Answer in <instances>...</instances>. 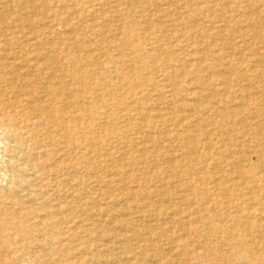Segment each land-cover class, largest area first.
<instances>
[{
    "label": "rangeland",
    "instance_id": "1",
    "mask_svg": "<svg viewBox=\"0 0 264 264\" xmlns=\"http://www.w3.org/2000/svg\"><path fill=\"white\" fill-rule=\"evenodd\" d=\"M257 145L264 0H0V264H264Z\"/></svg>",
    "mask_w": 264,
    "mask_h": 264
},
{
    "label": "bare ground",
    "instance_id": "2",
    "mask_svg": "<svg viewBox=\"0 0 264 264\" xmlns=\"http://www.w3.org/2000/svg\"><path fill=\"white\" fill-rule=\"evenodd\" d=\"M257 8V7H256ZM187 21V20H186ZM255 21V20H254ZM189 24V23H188ZM223 27V26H222ZM189 30V29H188ZM230 30H232V29H230ZM218 32V31H217ZM230 32V31H229ZM220 34V33H219ZM216 35V34H215ZM178 36V35H177ZM213 37V36H212ZM219 37V36H218ZM151 38H152V36H151ZM154 38V37H153ZM152 38V39H153ZM156 38V37H155ZM180 38H181V36H180ZM242 38V37H241ZM156 40V39H155ZM162 40V39H161ZM222 40V39H221ZM68 42H69V40H68ZM163 43V42H162ZM197 43V42H196ZM160 44V43H159ZM185 45V44H184ZM244 45V44H243ZM168 46V45H167ZM163 47V46H162ZM248 47V46H247ZM161 48V47H160ZM173 48V47H172ZM227 48V47H226ZM233 49V48H232ZM238 49V48H237ZM236 49V50H237ZM50 50V49H49ZM167 50H169V49H167ZM217 51V50H216ZM229 51V50H228ZM232 51V50H231ZM6 52V51H5ZM230 54V53H229ZM50 55V54H49ZM85 55V54H84ZM241 55V54H240ZM160 56V55H159ZM206 56V55H205ZM235 56V55H234ZM252 56H254V55H252ZM187 58V57H186ZM195 58V57H194ZM12 60V59H11ZM10 60V61H11ZM20 60V59H19ZM261 60H263V59H261ZM16 61V60H15ZM254 63V62H253ZM92 64H94V63H92ZM96 64V63H95ZM228 64V63H227ZM100 66V65H99ZM28 68V67H27ZM101 68V67H100ZM103 68V67H102ZM224 68V67H223ZM23 69V68H22ZM24 69H26V68H24ZM251 69V68H250ZM254 69V68H253ZM202 70V69H201ZM205 71V70H204ZM33 72V71H32ZM215 73V72H214ZM222 73V72H221ZM228 76V75H227ZM209 77V76H208ZM262 87V86H261ZM18 88V87H17ZM215 95V94H214ZM255 95V94H254ZM100 97V96H99ZM93 98V97H92ZM194 99V98H193ZM13 100V99H12ZM206 100V99H205ZM25 101H27V100H25ZM42 101H43V98H42ZM94 101V100H93ZM144 101V100H143ZM95 102H97L96 100H95ZM94 102V103H95ZM100 102V101H99ZM28 104V103H27ZM204 105V104H203ZM232 106V105H231ZM247 106V105H246ZM237 107V106H236ZM81 108V107H80ZM239 108V107H238ZM101 109V108H100ZM111 109H113V108H111ZM231 109V108H230ZM148 110V109H147ZM226 111V110H225ZM122 112V111H121ZM121 114V113H120ZM191 114V113H190ZM206 114V113H205ZM233 114V113H232ZM142 118V117H141ZM239 119V118H238ZM146 120V119H145ZM198 121V120H197ZM104 123V122H103ZM191 124V123H190ZM193 124V123H192ZM237 125V124H236ZM161 130V129H160ZM240 130V129H239ZM165 135V134H164ZM250 135V134H249ZM207 138V137H206ZM245 138V137H244ZM247 139V138H246ZM135 140V139H134ZM248 141V140H247ZM68 143V142H67ZM247 143V142H246ZM30 145H32V144H30ZM160 145V144H159ZM248 145V147H249V144H247ZM246 145V146H247ZM190 146V145H189ZM137 148V147H136ZM42 149V148H41ZM46 149V148H45ZM125 149V148H124ZM167 150V149H166ZM190 150V149H189ZM26 151V150H25ZM60 151V150H59ZM258 152L259 153V159H257L256 160V162L257 163H259L260 165L259 166H254V167H251V169H250V171H249V179H250V181L249 182H246V180L244 179V178H242L241 177V179L239 180V178H238V180H239V182L243 185V187H244V189H251V187H253L255 190H256V192H258L259 194H262V197H264V148L263 147H261V146H255V151L254 152H252V153H255V152ZM192 152V151H191ZM252 153H250L249 155V157H247V162L248 163H250V161H252L250 158H251V154ZM242 155V154H241ZM15 156H19V155H15ZM30 156V155H29ZM33 157V156H32ZM177 160V159H176ZM16 161V160H15ZM241 163V162H240ZM9 164V163H8ZM233 164H235V163H233ZM98 166V165H97ZM103 166V165H102ZM96 167V166H95ZM241 167V166H240ZM46 168V167H45ZM94 168V167H93ZM189 169V168H188ZM217 169H218V167H217ZM40 170V169H39ZM94 170V169H93ZM203 170V169H202ZM31 171V170H30ZM81 171V170H80ZM200 172V171H199ZM219 173H220V171H218ZM223 172V171H222ZM48 173V172H47ZM212 173V172H211ZM35 174V173H34ZM170 174V173H169ZM218 174V173H217ZM210 175V174H209ZM243 175V174H242ZM22 176V175H21ZM35 176V175H34ZM167 178V177H166ZM53 180V179H52ZM237 180V179H236ZM197 182V181H196ZM35 183V182H34ZM160 183V182H159ZM10 185V184H9ZM240 185V184H239ZM8 187V186H7ZM54 187H56V186H54ZM25 189V188H24ZM27 189V188H26ZM242 189V188H241ZM30 190V189H29ZM245 191V190H244ZM22 192H23V190H22ZM236 192H238V190L236 191ZM240 192V191H239ZM18 194V193H17ZM22 194V193H21ZM31 194V193H30ZM28 196V195H27ZM32 196V195H31ZM34 197V196H33ZM32 197V198H33ZM107 198V197H106ZM117 198V197H116ZM183 198V197H182ZM174 201V200H173ZM123 203V202H122ZM186 203V202H185ZM13 204V203H12ZM88 205V204H87ZM223 205V204H222ZM104 206V205H103ZM92 207V206H91ZM221 207V206H220ZM47 208V207H46ZM69 208V207H68ZM125 208V207H124ZM135 208V207H134ZM85 209H87V208H85ZM234 209V208H233ZM65 210V209H64ZM91 210V209H90ZM218 210V209H217ZM17 212V211H16ZM10 213V212H9ZM181 214V213H180ZM193 214V213H192ZM210 214V213H209ZM226 214V213H225ZM91 215V214H90ZM173 215V214H172ZM177 215V214H176ZM207 215H208V213H207ZM76 216V215H75ZM92 216V215H91ZM104 216V215H103ZM169 216H170V214H169ZM57 217V216H56ZM115 217V216H114ZM171 217V216H170ZM41 218V217H40ZM118 218V217H117ZM208 218V217H207ZM226 218V217H225ZM83 219V218H82ZM262 219V218H261ZM40 220V219H39ZM255 220V219H254ZM112 221V220H111ZM115 221V220H114ZM80 222V221H79ZM116 222V221H115ZM258 222V221H257ZM205 223H207V222H205ZM219 224V223H218ZM249 224V223H248ZM200 225V224H199ZM208 225V224H207ZM41 227V226H40ZM42 228H44V233H52V231H53V228H51L50 226H48V225H44ZM162 230V229H161ZM213 231H215V230H213ZM97 232V231H96ZM42 234V233H41ZM54 235V234H53ZM207 235V234H206ZM258 235V234H257ZM44 236V235H43ZM58 236V235H57ZM214 237V236H213ZM42 239V238H41ZM95 239V238H94ZM216 239H217V237H216ZM99 242V241H98ZM207 242V241H206ZM117 245V244H116ZM115 245V246H116ZM174 245V244H173ZM122 246V245H121ZM223 246V245H222ZM40 248V247H39ZM100 248V247H99ZM212 248V247H211ZM208 249H209V247H208ZM175 250V249H174ZM25 251V250H24ZM170 251H171V249H170ZM234 251V250H233ZM43 252V251H42ZM227 252V251H226ZM229 252V251H228ZM171 260V259H170ZM36 261V260H35ZM34 264H35V262H33ZM93 264V263H92ZM180 264V263H179Z\"/></svg>",
    "mask_w": 264,
    "mask_h": 264
}]
</instances>
